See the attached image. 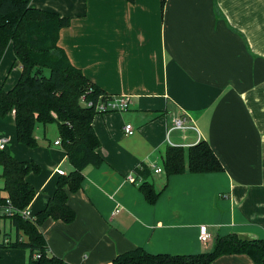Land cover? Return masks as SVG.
I'll list each match as a JSON object with an SVG mask.
<instances>
[{
    "label": "crops",
    "instance_id": "obj_1",
    "mask_svg": "<svg viewBox=\"0 0 264 264\" xmlns=\"http://www.w3.org/2000/svg\"><path fill=\"white\" fill-rule=\"evenodd\" d=\"M32 5L70 18L59 38L70 62L106 94L130 98L128 110L95 116L103 163L87 167L82 189L69 195L75 221L43 224L50 255L67 264H112L137 248L197 255L211 252L217 238L230 234L264 239V0H33ZM6 53L0 89L8 91L22 66L12 45ZM184 114L195 129L168 136L173 120ZM8 116L0 117V139L10 137L4 150L41 167L27 177L37 192L28 208L35 216L52 198L59 171L66 175L74 168L61 143L55 145L59 136L52 148L50 141L49 148L29 149L17 142L15 113ZM202 141L223 171L187 169L167 176L164 159L171 143L187 150ZM144 166L159 193L154 204L140 190L144 179L137 170ZM2 172L0 166V200L7 196ZM3 214L0 207V220ZM201 226L210 235L206 243L200 241ZM4 234L0 245L17 237ZM18 251L8 253V263L28 264L30 252L27 257ZM214 264L254 262L237 254Z\"/></svg>",
    "mask_w": 264,
    "mask_h": 264
},
{
    "label": "trees",
    "instance_id": "obj_2",
    "mask_svg": "<svg viewBox=\"0 0 264 264\" xmlns=\"http://www.w3.org/2000/svg\"><path fill=\"white\" fill-rule=\"evenodd\" d=\"M32 2L0 0V64L12 45L15 61L22 66L16 85L8 91L0 89V117L4 119L15 113L17 142L29 148L38 146V127L56 124L60 143L74 170L59 177L45 209L28 218L22 211L29 208L37 192L27 177L40 173L41 167L0 150L7 195L0 200L2 217L10 220L17 233L13 242L0 247L29 250L28 264H67L50 255L42 226L49 219L66 224L75 221L76 213L68 204L69 195L82 189L87 167L103 163L98 153L101 144L93 127L98 113L95 107L82 108V97L88 102L113 95L93 84L59 46L60 33L71 25V19L38 9ZM46 71L49 76L45 75ZM187 169L205 174L221 172L223 166L207 142H199L187 150L169 147L164 159L167 176L183 174ZM137 173L144 179L140 190L154 204L159 193L148 181L150 169L144 166ZM237 254L249 256L254 264H264V239L230 234L217 238L211 252L197 255L152 254L137 248L117 256L112 264H214L221 256Z\"/></svg>",
    "mask_w": 264,
    "mask_h": 264
},
{
    "label": "built area",
    "instance_id": "obj_3",
    "mask_svg": "<svg viewBox=\"0 0 264 264\" xmlns=\"http://www.w3.org/2000/svg\"><path fill=\"white\" fill-rule=\"evenodd\" d=\"M82 102L87 106V107H95V110L98 114H106V113H113V112H123L129 109L130 106V98L128 96H106V97H99L97 101H86L85 96L82 97ZM189 129H195L194 124H192L191 119L187 115H181L176 117L173 120L172 127L168 132V136L170 133L174 130H181V131H186ZM125 132L127 135H133L134 130L131 125H127L125 127ZM10 142L9 138L7 137H2L0 139V150H4L7 146V144ZM60 141H56L55 145H59ZM172 147L174 144H172ZM161 169H156L155 172L159 173L161 172ZM59 173L62 175L63 172L59 171ZM129 181L132 183H135L136 180L132 176L129 178ZM22 214L28 218H32V214L30 213L29 209H25L22 211ZM210 239V235L207 234V227L206 226H201L200 228V241L202 243L208 242Z\"/></svg>",
    "mask_w": 264,
    "mask_h": 264
},
{
    "label": "rangeland",
    "instance_id": "obj_4",
    "mask_svg": "<svg viewBox=\"0 0 264 264\" xmlns=\"http://www.w3.org/2000/svg\"><path fill=\"white\" fill-rule=\"evenodd\" d=\"M7 52V51H6ZM10 54L12 55V50H10ZM8 56L7 53L5 54V58H3L4 60H9L8 59ZM3 61V60H2ZM11 61V60H10ZM2 63V62H1ZM13 64V63H12ZM14 66V64H13ZM11 72V70H10ZM9 72V73H10ZM46 76H49V71H46ZM8 84L10 85L9 87H12L13 84H11V81L8 82ZM8 121L11 122L12 120V116H8L6 118ZM9 124V123H8ZM40 131H37L36 132V136H40L41 140H39V138L37 139L38 140V146L37 147H40L42 144L43 146L49 148V143L51 141V148L54 147L53 143L55 140L58 139V128H57V125L56 124H52V125H48L46 128H45V133H44V128L42 126H40ZM46 135V136H45ZM7 137V136H5ZM10 139V137H7ZM37 147L35 148H29V149H36ZM0 240L3 239L4 237V233H7V234H10L11 237H12V240L15 239V236H16V231L13 229V230H10V221L9 219H4V218H1L0 220ZM24 240H26V238H24ZM15 251H18V249H12V248H1L0 247V264H9V256H8V253L10 252H15ZM18 252H25L26 253V256L28 257V254H29V250H26V249H20V251Z\"/></svg>",
    "mask_w": 264,
    "mask_h": 264
},
{
    "label": "water",
    "instance_id": "obj_5",
    "mask_svg": "<svg viewBox=\"0 0 264 264\" xmlns=\"http://www.w3.org/2000/svg\"><path fill=\"white\" fill-rule=\"evenodd\" d=\"M81 107H82V108H85L86 105H85L84 103H81Z\"/></svg>",
    "mask_w": 264,
    "mask_h": 264
}]
</instances>
